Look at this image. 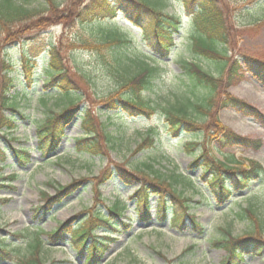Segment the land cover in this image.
<instances>
[{"label": "rangeland", "instance_id": "obj_1", "mask_svg": "<svg viewBox=\"0 0 264 264\" xmlns=\"http://www.w3.org/2000/svg\"><path fill=\"white\" fill-rule=\"evenodd\" d=\"M13 1L19 2L27 9L44 11L46 6L44 0ZM66 1L57 0V3L63 8L67 5ZM87 1L80 0L78 12L89 4ZM221 1L227 8L225 17L229 19V26L232 28L229 42L238 43L241 56H251L264 62V0ZM68 2L70 4V0ZM161 2L164 13L179 16L182 26L180 34L175 37L176 47L170 58L160 63L149 60L148 55L151 51L143 40L142 31L126 22L122 14L113 21L107 19L103 25H100L97 19L91 22L76 18L69 27L60 24L41 32H26L21 44L8 49L5 58L14 65L13 76L18 78L17 91L29 92V84L24 81L23 76V55L37 47L58 45L61 40L64 67L70 72L71 77L73 75L86 77L87 83L79 84L82 90L77 88L72 92L70 99L80 105L82 112L89 110L93 114L92 117H99L101 122L108 125L107 132L112 138L109 150L102 157L79 154L75 150L74 140L85 135L80 129L81 121L78 118L64 129V137L57 152L51 153L47 159L41 157L36 149L37 126L51 114L59 113L68 102V99L57 96L58 91L40 100L42 85L48 77V55L41 51L33 68L35 80L33 89L36 92H31L28 101L23 100L19 106L20 111L28 118L18 119L16 128L8 134V138L0 137V148L7 149V166L0 169V242L11 252L10 257H6L2 264H19L20 259L29 254L30 244L36 234L46 241L45 235L41 232L53 231L58 225L75 216L78 217L76 223L82 221L84 218L82 213L92 206L94 200L92 187L90 183H86L53 213L40 221H35L33 209L40 204L41 193L53 194V189L57 186L97 177L102 169L112 162L124 164L131 161L135 163V167L152 172L155 178L168 179L169 182V177L175 171L176 174L187 171L192 157L186 156L182 152V147L186 142L193 141V136L182 133L175 137L170 132L161 108L169 109L176 105L177 100H184L187 97L196 102V99H201L205 94L201 88H194V95L190 93L193 87L183 70L182 61L189 55L187 40L190 34L196 32L183 0ZM70 7L73 11L76 10ZM97 8H100L99 5L95 8L96 12ZM114 25L131 41L123 50L124 66L121 69L112 62L109 52H103V56L96 50L69 52L68 46L75 43V38L90 36L100 26L105 29ZM196 61L210 74H220L221 65L202 58ZM142 63H150L158 69L152 80L153 91L143 93V97L148 98L147 103L156 108V113L132 118L122 112L105 110L104 101L117 97L118 93L126 95L125 92H121L119 76L135 74L141 69ZM226 93L264 115V88L251 72L246 74L241 84ZM219 119L227 130L237 136L263 141V147L258 151L234 149L225 152L235 154L242 164L257 162L264 170V126L233 108L222 110ZM148 134L155 137L156 147L135 155V148ZM13 149L27 150L30 163L21 166L13 154ZM147 167L152 170H147ZM12 175L15 178H10ZM191 175L194 178L193 188H183L175 183L172 186L183 198L192 200L189 213L194 214L197 221L202 224L205 235L179 233L170 227L169 217L166 222L141 225L136 220L135 203L131 200L127 204L126 217L133 218L132 230L107 235L100 229L95 233L99 239L114 238V241L109 243L101 264H222L225 254L222 249L215 246L216 242L226 240L229 236L246 238L252 232V223L240 220L238 213L251 208L259 220H264V187L261 186V182H252L248 190L234 193L233 199L226 206L218 208L217 203L211 200L209 192L203 188L201 171H194ZM135 189L125 186L118 180L107 183L101 188V192L106 199L105 205L110 207L115 199L123 201L129 199ZM247 196L249 197L246 198ZM150 206L151 214L154 216L156 198L150 199ZM103 211L106 213L105 209ZM22 233L25 236L23 239L16 237ZM260 235L264 241V230ZM69 242L70 236H67L66 244L53 247L45 244L41 256L43 264H84V258L76 255ZM243 264H264V255H245Z\"/></svg>", "mask_w": 264, "mask_h": 264}, {"label": "trees", "instance_id": "obj_2", "mask_svg": "<svg viewBox=\"0 0 264 264\" xmlns=\"http://www.w3.org/2000/svg\"><path fill=\"white\" fill-rule=\"evenodd\" d=\"M44 1L46 6L42 11L35 8L27 9L13 0H0V52L3 50L6 52L8 48L19 42L26 32H40L60 24L69 27L76 18L91 22L97 19L100 25H103L102 23L110 17L114 19L117 14L122 13L127 22L142 30L143 40L152 52V56L165 60L171 56L176 45L175 36L181 32L180 18L164 13L161 0H90L89 4L82 7L79 12L80 0H70V4L67 0V5L63 8L57 0ZM183 1L187 12L192 16L196 32L188 39L189 56L193 60L199 58L213 60L221 65L223 70V74L216 77L204 71L196 62H183V70L193 87L192 94L194 95V88L203 89L205 94L201 99H196V102L194 99L185 98L177 100L175 106L180 105L181 107L173 106L169 109H162L170 132L175 137L181 130L194 136V141L187 142L182 147V152L192 157L187 171L183 174H176L175 171L169 177V182L168 179L155 178L152 172L135 167V163L131 161L124 162V164L112 162L97 177L58 187L54 195L42 193V204L34 208L36 217L49 214L55 206L73 196L89 182L93 190L94 204L82 213L84 218L79 223H76L78 219L76 216L62 223L56 231L47 233L45 243L38 239V235L35 236L30 244L27 258L20 264H43L41 257L43 246L64 243L67 236H70L69 244L72 249L79 257L85 258V264H101L109 243L114 239L109 237L99 239L95 233L100 229H103L107 235L119 233L121 230H131L134 224L133 219H124L128 210L127 204L131 200L135 203L139 223L151 222L149 200L157 197L156 217L158 221L165 222L169 216L171 227L175 230L181 233L191 232L198 236L204 235L203 226L197 222L194 214L189 213L191 207L188 204L191 199L183 198L172 186L175 183L183 188H193L194 178L189 174L194 171H201L200 179L203 181V188L209 191L211 198L217 202V207L225 206L233 198L234 193L248 190L252 182H261V186L264 187V170L259 163L250 161L242 164L235 154L225 152L234 149L258 151L263 147V141L237 136L227 130L219 119V113L223 109L233 108L237 112L254 118L264 126L263 114L226 93L242 82L245 69L264 85V62L253 57L237 58L234 56V53L239 54L240 49L237 42H229L232 28L229 26V19L225 17L227 8L221 0ZM98 5L100 8H97L96 12L95 8ZM70 6L74 7L77 12L73 11ZM74 41V44L68 46L69 52L73 53L80 49L96 50L100 56H103V52H109L112 62H115L118 69L124 66L123 50L131 43L126 36L120 33V29L112 27L104 29L102 26L93 31L90 36L77 37ZM61 47L62 41L60 40L58 45L47 48L48 80L40 93V100L49 97L52 89H58V96L68 99V102L59 113L51 114L37 126V149L43 157L55 152L61 145L66 126L79 118L81 129L89 138L74 141L76 152L102 157L106 155L109 150L108 146L111 144L112 136L107 132L108 125L101 122L99 117H92L93 114L89 110L82 112L80 105L70 99L73 91L77 88L82 90L79 84H87L86 77L70 76V72L64 67L62 61ZM37 52L38 49H35L24 55V73L30 87L29 92L22 90L11 95V92L17 88L18 78L12 76L13 66L4 58L0 60V136L3 130L9 132L14 129L15 116L22 120L28 118L19 112V104L31 92H36L32 87L31 74ZM154 61L158 62V60ZM140 68L135 74L119 76L121 92H125L126 95L118 93L117 97L104 101L105 110L122 112L132 118L154 114L156 109L147 104V98L142 97V93L153 91L152 80L158 69L150 63H142ZM9 113L12 115H8ZM155 147V137L148 134L137 145L134 154L146 152ZM13 153L22 165L29 162L24 149H13ZM5 154L6 150L0 149V163L5 162ZM218 155L222 158L220 159ZM147 170L152 169L147 167ZM118 180L125 186L136 187V189L129 199L125 201L115 199L108 207L105 205L104 200L106 199L102 196L101 187L110 181ZM238 217L242 221L247 220L252 223V232L246 238L229 236L226 240L216 242V247L225 251L222 264H241L245 255H264V241L260 235L264 230V220H259L251 208L238 213ZM9 255V252L0 248V258Z\"/></svg>", "mask_w": 264, "mask_h": 264}]
</instances>
